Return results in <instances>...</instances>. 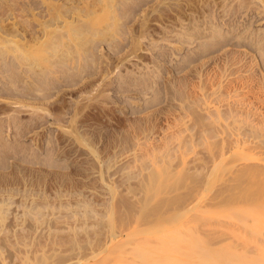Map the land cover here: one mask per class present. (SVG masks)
Here are the masks:
<instances>
[{
    "label": "rangeland",
    "instance_id": "1",
    "mask_svg": "<svg viewBox=\"0 0 264 264\" xmlns=\"http://www.w3.org/2000/svg\"><path fill=\"white\" fill-rule=\"evenodd\" d=\"M247 236L264 0H0V264H221Z\"/></svg>",
    "mask_w": 264,
    "mask_h": 264
},
{
    "label": "bare ground",
    "instance_id": "2",
    "mask_svg": "<svg viewBox=\"0 0 264 264\" xmlns=\"http://www.w3.org/2000/svg\"><path fill=\"white\" fill-rule=\"evenodd\" d=\"M78 31V30H77ZM84 33V32H83ZM86 34V33H85ZM83 35V34H82ZM80 37V36H79ZM61 42V41H60ZM23 45V44H22ZM47 45V44H46ZM53 45V44H52ZM57 50V49H56ZM20 54H21V52H20ZM225 133V132H224ZM236 136V135H235ZM239 136V135H238ZM222 137V136H221ZM237 137V136H236ZM238 138V137H237ZM236 138V139H237ZM222 139V138H221ZM247 140V139H246ZM240 141V140H239ZM242 141V140H241ZM240 141V142H241ZM244 141V140H243ZM248 143H249V141H247ZM234 144H236V143H234ZM241 144V143H240ZM255 147V146H254ZM246 149H248V148H246ZM261 149V148H260ZM253 150V149H252ZM230 151V150H229ZM248 151V150H247ZM227 152V151H226ZM243 152V151H242ZM261 153V152H260ZM231 155H232V153H231ZM222 156H223V154H222ZM233 156H234V154H233ZM256 157H257V154H256ZM259 157V156H258ZM221 158V157H220ZM250 158H251V156H250ZM225 159V158H224ZM254 159H256V158H254ZM261 159V158H260ZM221 160H223V159H221ZM256 160H259V159H256ZM232 161V160H231ZM236 162V161H235ZM236 165V164H235ZM257 165V164H256ZM247 166H249V165H247ZM259 166V165H258ZM256 168V167H255ZM260 170V169H259ZM254 171V170H253ZM263 171V170H262ZM255 173V172H254ZM263 174V173H262ZM242 175V174H241ZM257 175V174H256ZM258 176V175H257ZM255 180V179H254ZM263 184V183H262ZM223 199V198H222ZM230 200V199H229ZM224 202H227V201H223L222 203H224ZM221 203V202H220ZM222 205H226V204H222ZM250 229H252L251 227H250ZM248 230V229H247ZM240 233V232H239ZM238 233V235H236V236H239L240 234ZM236 238V237H235ZM249 238V236H247L246 237V239H248ZM254 238H256V237H253V238H250V239H248L249 240V242H250V240L252 239V241H253V239ZM261 239V240H260ZM260 239H258L257 238V244H256V242L255 241H251L252 243H254L257 247V251H254V249H253V247L255 246L254 244L252 245V243L250 242V246H248L249 247V249L251 250V248H252V250L250 251L249 249H247V246L245 245V244H243L242 242H240V241H238L239 242V244L241 245V244H243V245H245L246 246V248H242V247H238L239 249H241L242 250V252L241 251H236L235 250V252H234V250L232 249L231 251H229L230 250V248H229V253L227 252V253H225V251L223 252L222 251V253H221V255L218 253V256L216 257L217 259H218V257H219V259H220V263L221 264H264V242L263 243H261L260 244V247L258 248V246H259V241H261L262 242V237L260 238ZM254 240H256V239H254ZM263 241H264V237H263ZM236 242V241H235ZM169 243V242H168ZM244 243H246V242H244ZM167 244V243H166ZM236 244H237V242H236ZM239 244H237V245H239ZM248 245V244H247ZM261 245H262V249H261ZM172 246V245H171ZM182 246V245H181ZM244 246V247H245ZM252 246V247H251ZM255 248V249H256ZM172 249V248H171ZM170 249V250H171ZM234 249H235V246H234ZM236 249H237V246H236ZM245 249H247L248 250V252H246V250ZM169 250V251H170ZM175 250V249H174ZM173 250V251H174ZM190 250V249H189ZM194 250V249H193ZM245 250V251H244ZM167 251V250H166ZM172 251V250H171ZM233 251V252H232ZM184 252H186V251H184ZM183 252V253H184ZM188 252V251H187ZM193 253L195 252L196 253V251H192ZM191 252V253H192ZM179 253V252H178ZM182 253V252H181ZM189 253H190V251H189ZM199 253V252H198ZM197 253V254H198ZM205 253V252H204ZM215 253V252H214ZM224 253V254H223ZM143 254V253H142ZM184 254H186V256L187 255H189L188 253H184ZM199 254H202L201 252L199 253ZM198 254V255H199ZM205 254H207V253H205ZM216 254V253H215ZM194 255V254H193ZM203 255V254H202ZM209 255V254H208ZM148 256V255H147ZM146 256V257H147ZM180 256H182V255H180ZM185 256V257H186ZM192 256V255H191ZM200 256V255H199ZM145 257V258H146ZM158 257V256H157ZM167 257V256H166ZM195 257V256H194ZM193 257V258H194ZM201 257V256H200ZM205 257V256H204ZM210 257V256H209ZM221 257V258H220ZM165 258V257H164ZM202 258H203V256H202ZM206 258V257H205ZM212 258V257H211ZM151 259V258H150ZM166 259V258H165ZM172 259V258H171ZM181 259H182V257H181ZM154 260H155V257H154ZM161 260V259H160ZM176 260V259H175ZM202 260H204V259H202ZM201 260V261H202ZM206 260V259H205ZM205 260L203 261V262H205ZM215 260V259H214ZM147 261V260H146ZM159 260H157V262H158ZM168 260H166V262H167ZM207 261H208V259H207ZM210 261H211V259H210ZM212 261H213V259H212ZM144 262V261H143ZM183 262V261H182ZM215 262H217L216 260H215ZM77 263V262H76ZM151 263V262H150ZM160 263V262H159ZM158 263V264H159ZM178 263V262H177ZM78 264V263H77ZM152 264V263H151ZM156 264V263H155ZM165 264V263H164ZM167 264H171L170 262L168 263L167 262ZM173 264V263H172Z\"/></svg>",
    "mask_w": 264,
    "mask_h": 264
}]
</instances>
